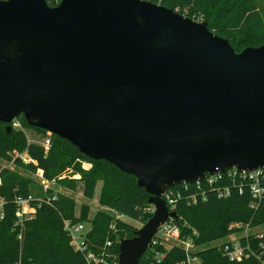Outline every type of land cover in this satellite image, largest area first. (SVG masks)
Returning <instances> with one entry per match:
<instances>
[{
  "label": "water",
  "instance_id": "95a60500",
  "mask_svg": "<svg viewBox=\"0 0 264 264\" xmlns=\"http://www.w3.org/2000/svg\"><path fill=\"white\" fill-rule=\"evenodd\" d=\"M27 122L133 174L155 210L119 243L138 264L206 173L264 168V44L238 52L151 0H0V121Z\"/></svg>",
  "mask_w": 264,
  "mask_h": 264
},
{
  "label": "trees",
  "instance_id": "16d2710c",
  "mask_svg": "<svg viewBox=\"0 0 264 264\" xmlns=\"http://www.w3.org/2000/svg\"><path fill=\"white\" fill-rule=\"evenodd\" d=\"M47 1L54 6L61 0ZM151 1L194 19H204L211 30L227 38L238 52L264 44V0ZM17 118L23 119L24 127L38 131L42 139L49 137L51 145L47 150L40 141L29 139L24 128L11 123L12 131H8L6 123L0 121L1 159L32 172L41 170L44 178H57L69 188L75 189L81 182L82 192L89 199L94 197L98 181L103 180L102 202L113 211L97 210L91 216V206L82 203L76 214L75 200L64 194L49 196L52 189L44 191L40 186L38 197H33L35 180L0 164V264H116L120 240L134 236L136 228L113 212L145 223L154 212L150 193L138 186L133 174L105 159L89 158L68 139L30 125L24 115ZM83 160L91 167H84ZM69 170L79 177L61 176ZM231 188L227 197H220L215 189L209 188L207 198L195 204L188 203L184 197L179 199L175 222L183 235L192 236L197 246L193 253L201 258L200 264H264V230L240 237L245 250L241 260L228 255L225 247L230 243L214 244L234 232L264 225V198L257 207H252L248 188L243 191ZM29 195L33 197L31 205L35 211L17 224V198ZM66 220L91 223L85 241L94 259H87L86 252L72 245ZM162 253L164 257L158 262ZM187 257L183 247L174 243L166 247L159 241L152 243L138 264H190Z\"/></svg>",
  "mask_w": 264,
  "mask_h": 264
},
{
  "label": "built area",
  "instance_id": "2783aa9c",
  "mask_svg": "<svg viewBox=\"0 0 264 264\" xmlns=\"http://www.w3.org/2000/svg\"><path fill=\"white\" fill-rule=\"evenodd\" d=\"M12 125L16 128H22L18 118H15L12 121ZM40 143L48 150L51 145V140L49 137H46L42 139ZM24 160L28 161V158L24 156ZM180 185L181 187L168 188L163 195L167 206L172 211H175L177 202L183 197L188 203L195 204L200 200H205L207 198V190L209 188L215 189L220 197H227L231 194V186L237 187L240 191L248 188L253 198L251 206L257 207L264 198V168L249 171L231 167L225 172L218 171L212 174L206 173L203 178L198 179L193 183H181ZM44 187L45 191H47L49 188L48 180L44 182ZM32 199L33 197L31 195L28 197L19 196L17 198V214L19 217L17 224H21L25 217L35 211V207L31 205L34 208L33 211L26 212V207L31 204ZM65 227L71 234V243L75 249L86 252L87 259H94V254L88 249V245L85 241V234L87 233V230L85 231V224L72 223L70 220H66ZM159 232L162 234H159ZM194 233L196 232L194 231ZM165 237L171 238L173 240L171 243L177 244L185 249L188 256V262L190 264L201 263V258L193 253L197 246L194 244L192 236L182 234V229L180 225L175 222V218H170L160 226L157 234L152 240V243H157L159 241L164 242ZM225 243H230L225 247L230 258L241 260L244 257L245 250L240 242V239L235 242L227 241ZM163 257L164 254H160L157 261L160 262Z\"/></svg>",
  "mask_w": 264,
  "mask_h": 264
},
{
  "label": "rangeland",
  "instance_id": "374dc122",
  "mask_svg": "<svg viewBox=\"0 0 264 264\" xmlns=\"http://www.w3.org/2000/svg\"><path fill=\"white\" fill-rule=\"evenodd\" d=\"M202 20H204V19H202ZM19 122L21 123L22 128H24L29 139L38 140V141L42 140V137H41L40 133H38V131H36L35 129H33L31 127H27V126L24 127L23 126V119L22 118L19 119ZM82 163H83L84 167H86V168L91 167V164L85 160H83ZM0 164L3 166H8L12 169H15V170L19 171L20 173H22L26 176L32 177L36 182V185L31 190V195H33V197L34 196L38 197V193H40L39 186L43 187V189H44L45 188L44 182H46V180H48V182H49L48 190L52 189V192L49 193V196H55L57 194H64V195H67L70 198H72L73 200L76 201V214H79L80 206L82 203H88L91 206V216H93L97 210L113 211V209L111 207H109L108 205H106L102 202V190L104 187V181L103 180L98 181L97 186H96V190H95V195L92 199H89V198L85 197V195L82 192V189L80 186L81 182H78L77 187L75 189L69 188V187L63 185L62 183H60L57 178H53L51 180L44 178L43 172L41 170H38L36 172H32V171H29L27 169H24L22 167L15 165L13 162H9V161L1 159V158H0ZM61 176L62 177L72 176V177L78 178L79 174L78 173L73 174V171L69 170V171H65ZM44 191H45V189H44ZM17 206H18V203H17ZM33 209L34 208L30 204L28 207H26V212L33 211ZM113 213H115V215L117 217H119V218L123 219L124 221H126L127 223L131 224L136 229L140 228L144 224V222L141 220L132 219L130 217L120 215L117 212H113ZM84 224H85V231L86 230L88 231L91 228V223L85 222ZM263 230H264V225L256 226L253 228H246L243 231L234 232V233L230 234L229 236H226L223 239L217 241L214 244H221V243H224L227 241L235 242V241H238L240 239V237L245 236L251 232L255 233V232H260ZM159 234H162V233L159 232ZM171 242H173V240L171 238H169V237L164 238V243H165L166 247H169V245H170L169 243H171Z\"/></svg>",
  "mask_w": 264,
  "mask_h": 264
}]
</instances>
